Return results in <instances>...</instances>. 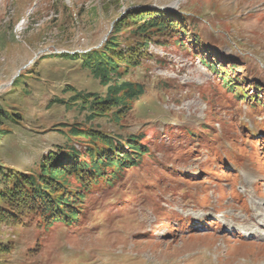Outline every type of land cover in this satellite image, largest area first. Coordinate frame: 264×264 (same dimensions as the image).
I'll list each match as a JSON object with an SVG mask.
<instances>
[{
    "label": "rangeland",
    "instance_id": "1",
    "mask_svg": "<svg viewBox=\"0 0 264 264\" xmlns=\"http://www.w3.org/2000/svg\"><path fill=\"white\" fill-rule=\"evenodd\" d=\"M135 7L177 14L186 32L155 33L140 65L121 70L145 92L120 126L89 124L65 108V88L106 89L55 55L100 49ZM132 29L119 33L122 51L144 41ZM232 66L240 90L264 99V0H0V170L36 174L52 152L83 151L76 123L139 135L149 152L91 189L75 224L0 223V264H264V236L235 235L264 219V106L224 88Z\"/></svg>",
    "mask_w": 264,
    "mask_h": 264
},
{
    "label": "trees",
    "instance_id": "2",
    "mask_svg": "<svg viewBox=\"0 0 264 264\" xmlns=\"http://www.w3.org/2000/svg\"><path fill=\"white\" fill-rule=\"evenodd\" d=\"M182 20L181 16L167 11L135 7L113 23L111 32L100 49H92L85 54L55 55L63 63H79L81 70L88 72L100 87L106 89L104 95H101L99 92L76 90L68 86L65 90L72 93L65 102V108L71 104L76 105L79 111L85 112L84 119L89 124L95 119L109 117L114 125L120 126L132 105L145 92L144 86L125 79L123 74H128L130 68L140 65L148 41L155 33H167L170 36L176 32H186ZM126 27H133L132 30L139 37L144 36V41L131 51L120 49L119 33ZM177 41L175 37L173 42L176 44ZM177 44L183 45L181 41ZM201 62L209 64L204 58ZM209 66L212 69V64ZM231 68L235 74L231 75V70L230 74L227 71L222 73L224 88L228 91L234 89L238 97L249 100L251 105L264 106V99L249 96L245 90L241 91L244 85L235 83L243 81L236 73V67ZM215 70L218 71H213ZM21 75L22 73L18 78ZM18 78L12 81L11 86ZM254 88L257 92L263 90V87ZM3 114L6 112L0 107V116ZM90 126L76 123L69 131L70 137L84 143L83 151L70 146L62 152L66 155L64 158L59 156V151L52 152L47 159L42 160L40 171L36 174L13 170L6 174L0 170V223L16 225L27 216H39L48 227L53 223L75 224L84 199L91 189L100 181L112 186L125 170L139 166L143 156L149 153L144 144H141L142 137L139 135L115 137ZM70 178L74 180L73 183L69 181Z\"/></svg>",
    "mask_w": 264,
    "mask_h": 264
},
{
    "label": "bare ground",
    "instance_id": "3",
    "mask_svg": "<svg viewBox=\"0 0 264 264\" xmlns=\"http://www.w3.org/2000/svg\"><path fill=\"white\" fill-rule=\"evenodd\" d=\"M231 218L234 220L235 215L234 214L231 215ZM238 221H240V219L236 220V222H238ZM243 223H248V226L239 229L241 234L249 237V235H251V234L258 233V235H263L264 236V233L261 232V230H260V227L264 228L263 214L257 215L256 219L254 221L252 219L250 221H245V219H244V221H242V224Z\"/></svg>",
    "mask_w": 264,
    "mask_h": 264
}]
</instances>
